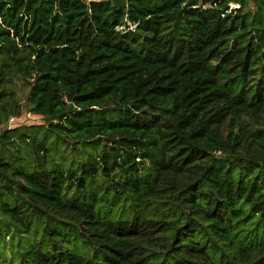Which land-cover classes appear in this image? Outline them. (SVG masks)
<instances>
[{
  "label": "trees",
  "instance_id": "obj_1",
  "mask_svg": "<svg viewBox=\"0 0 264 264\" xmlns=\"http://www.w3.org/2000/svg\"><path fill=\"white\" fill-rule=\"evenodd\" d=\"M16 80L0 264H264V0H0Z\"/></svg>",
  "mask_w": 264,
  "mask_h": 264
},
{
  "label": "rangeland",
  "instance_id": "obj_2",
  "mask_svg": "<svg viewBox=\"0 0 264 264\" xmlns=\"http://www.w3.org/2000/svg\"><path fill=\"white\" fill-rule=\"evenodd\" d=\"M250 5L254 7V4L252 1H250ZM230 7L234 8V7H239V6H230ZM14 83H15L14 87L9 89V92L11 93L10 98L12 100H16L19 104H21V114L19 116H16L14 120L10 121V119L12 118L10 117L6 123L1 124L0 132L7 129L6 127H14V126L23 125V124L27 126H32V125L36 126L39 124L45 125V121L42 119V116L39 114H34L32 111H30L29 105L25 101L26 94L28 93L29 87L25 84H22L20 80H16ZM53 138H54V135L50 133L46 135L47 141H51ZM15 147H18L20 149L19 155L23 157L30 155V152L27 146H23L19 142H14L13 144H8L5 146V148H3L6 159H9V160L14 159L13 155H17L14 152ZM54 156L56 158V164H59V162L61 161L60 152H55ZM64 164L65 162H63V166ZM9 179H10L9 177H6L5 180L0 179V191H2L1 184L5 182L11 184L13 187V190L15 191V183ZM0 232H1L0 233V249H4L6 252H8V246L6 244H10V241L12 239L16 240L17 234H15V237H13L15 233V228L12 225V223L4 217L1 211H0Z\"/></svg>",
  "mask_w": 264,
  "mask_h": 264
},
{
  "label": "built area",
  "instance_id": "obj_3",
  "mask_svg": "<svg viewBox=\"0 0 264 264\" xmlns=\"http://www.w3.org/2000/svg\"><path fill=\"white\" fill-rule=\"evenodd\" d=\"M229 6H239V4H237V3H230ZM14 118H15V117H12V118L10 119V121H11V120H14Z\"/></svg>",
  "mask_w": 264,
  "mask_h": 264
}]
</instances>
